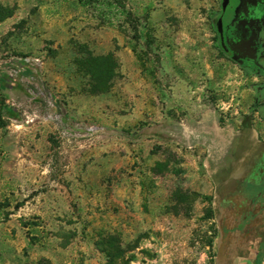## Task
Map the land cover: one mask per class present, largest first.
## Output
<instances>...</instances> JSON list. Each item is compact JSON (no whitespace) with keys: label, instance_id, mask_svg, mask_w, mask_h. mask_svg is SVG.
I'll return each mask as SVG.
<instances>
[{"label":"rangeland","instance_id":"374dc122","mask_svg":"<svg viewBox=\"0 0 264 264\" xmlns=\"http://www.w3.org/2000/svg\"><path fill=\"white\" fill-rule=\"evenodd\" d=\"M218 4L0 0V264H264V243L219 246L227 198L264 201V142L229 184L198 145L207 118L264 141Z\"/></svg>","mask_w":264,"mask_h":264},{"label":"crops","instance_id":"0c3cea01","mask_svg":"<svg viewBox=\"0 0 264 264\" xmlns=\"http://www.w3.org/2000/svg\"><path fill=\"white\" fill-rule=\"evenodd\" d=\"M18 61L14 62L25 68L24 62L17 63ZM199 126L205 138L198 140V145L210 158V161H207L209 174H219L220 180L229 184L249 173L259 161L264 141L254 126L250 125L239 130L231 125L222 127L218 121L208 118ZM59 198V206L67 211L68 196L61 194ZM58 210V214L65 212L62 209ZM261 211L264 212V205L261 209H257L252 217H240L228 210L226 217L221 218L219 246L225 252L233 251L235 247L243 244L261 246L264 243V214L261 216Z\"/></svg>","mask_w":264,"mask_h":264},{"label":"flooded vegetation","instance_id":"af4514ba","mask_svg":"<svg viewBox=\"0 0 264 264\" xmlns=\"http://www.w3.org/2000/svg\"><path fill=\"white\" fill-rule=\"evenodd\" d=\"M213 26L223 56L258 82L253 105L259 107L264 123V0H219ZM258 181L264 185V166ZM260 196L264 198V192ZM234 198L225 202L240 217H252L264 205V201L255 203L253 197L238 198L242 203Z\"/></svg>","mask_w":264,"mask_h":264},{"label":"trees","instance_id":"16d2710c","mask_svg":"<svg viewBox=\"0 0 264 264\" xmlns=\"http://www.w3.org/2000/svg\"><path fill=\"white\" fill-rule=\"evenodd\" d=\"M77 2L81 6H90V5L98 2V0H77ZM9 16H10V13H5L4 10L2 8H0V22ZM20 62L21 61H18L17 63H20ZM25 68H27V67L25 66ZM0 109L1 110H10V108L7 105H5V103L3 101H1V103H0ZM107 256L111 257V254L107 253Z\"/></svg>","mask_w":264,"mask_h":264}]
</instances>
